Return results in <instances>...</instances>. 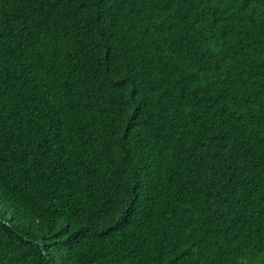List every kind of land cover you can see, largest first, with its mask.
Masks as SVG:
<instances>
[{"label": "trees", "instance_id": "obj_1", "mask_svg": "<svg viewBox=\"0 0 264 264\" xmlns=\"http://www.w3.org/2000/svg\"><path fill=\"white\" fill-rule=\"evenodd\" d=\"M0 264H264V0H0Z\"/></svg>", "mask_w": 264, "mask_h": 264}]
</instances>
